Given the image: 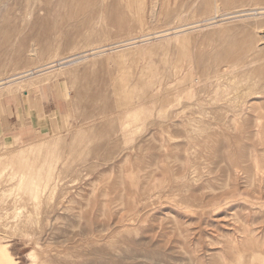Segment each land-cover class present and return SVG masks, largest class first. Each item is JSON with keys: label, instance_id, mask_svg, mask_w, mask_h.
Here are the masks:
<instances>
[{"label": "rangeland", "instance_id": "obj_1", "mask_svg": "<svg viewBox=\"0 0 264 264\" xmlns=\"http://www.w3.org/2000/svg\"><path fill=\"white\" fill-rule=\"evenodd\" d=\"M0 82L17 264H264V0H0Z\"/></svg>", "mask_w": 264, "mask_h": 264}, {"label": "crops", "instance_id": "obj_2", "mask_svg": "<svg viewBox=\"0 0 264 264\" xmlns=\"http://www.w3.org/2000/svg\"><path fill=\"white\" fill-rule=\"evenodd\" d=\"M62 103L67 101L64 99ZM17 113L18 118L15 117L14 110L10 109V113L6 115L0 103V140L6 144L14 143V140L23 134V130L40 134H47L53 130L54 121L45 114L40 115L34 108L23 106L17 109Z\"/></svg>", "mask_w": 264, "mask_h": 264}, {"label": "bare ground", "instance_id": "obj_3", "mask_svg": "<svg viewBox=\"0 0 264 264\" xmlns=\"http://www.w3.org/2000/svg\"><path fill=\"white\" fill-rule=\"evenodd\" d=\"M256 168H257V166H256ZM17 262L18 261L14 258V256L9 251L8 244L7 243H0V264H17Z\"/></svg>", "mask_w": 264, "mask_h": 264}]
</instances>
